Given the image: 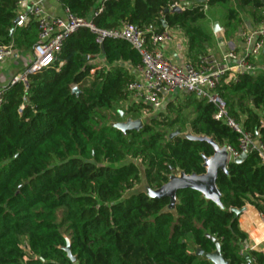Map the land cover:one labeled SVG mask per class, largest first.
Returning a JSON list of instances; mask_svg holds the SVG:
<instances>
[{"label":"trees","instance_id":"trees-1","mask_svg":"<svg viewBox=\"0 0 264 264\" xmlns=\"http://www.w3.org/2000/svg\"><path fill=\"white\" fill-rule=\"evenodd\" d=\"M18 0H0V44L31 53L34 22L14 27ZM102 2L103 8L93 12ZM77 18L98 29L123 22L141 30H180L188 61L196 64L216 46L211 22L224 38L237 35L242 15L264 21V0H59ZM184 4V5H182ZM174 6L181 11L164 12ZM163 18L166 27H162ZM87 57L103 63L93 65ZM96 63V64H97ZM140 56L121 40L96 44L87 28L64 41L56 60L26 81L5 85L0 106V264H211L195 254L219 242L228 264H264V254L240 252L245 234L238 216L191 189L178 190L176 214L163 212L167 198L133 192L143 168L151 188L171 171L204 173L205 141L181 138L183 130L212 137L238 151V134L213 118L215 109L191 95L165 102L162 119L124 133L105 112L127 99ZM28 64V63H27ZM26 64V65H27ZM95 64V65H96ZM76 86L78 92H72ZM228 114L264 145V75L241 73L216 87ZM145 105L136 104L130 111ZM190 107L189 113L183 109ZM167 112V113H166ZM173 112V117L168 113ZM174 130L178 135L169 137ZM218 172L226 209L246 203L264 211V165L256 152ZM208 235V236H207ZM68 239V241L66 240ZM69 244L72 262L64 247Z\"/></svg>","mask_w":264,"mask_h":264},{"label":"built area","instance_id":"built-area-1","mask_svg":"<svg viewBox=\"0 0 264 264\" xmlns=\"http://www.w3.org/2000/svg\"><path fill=\"white\" fill-rule=\"evenodd\" d=\"M53 1L60 5L59 0ZM60 7L59 13L48 14L39 0L17 1V21L14 27L34 22L37 27V43L32 48L28 64L11 78L8 85L17 81L25 82L27 74L40 71L54 62L66 38L80 28H87L94 34L96 44L101 45L106 39L125 41L140 56V63L133 68L134 78L125 86L127 99L124 103L127 106L141 104L157 110L165 102H174L177 97L188 95L205 101L215 109L213 118L238 134V151L227 147L230 160L241 153L256 152L264 165V145L229 116L223 99L216 92V87L223 80L234 78L241 73H257L255 60L264 44V27L240 33L243 42L240 54L230 48L218 58L209 51L200 57L196 64L189 61L177 64L165 55L161 47L170 40L168 30H141L128 22H123L117 28L98 29L90 20L77 18L68 9L62 8L61 5ZM102 8L103 4L100 2L93 15H97ZM15 54L13 44H0V63ZM97 61L87 57L88 64L93 65L91 73L103 66V63ZM74 87L76 86L71 89ZM3 88L4 86L0 87V106ZM262 205L264 208V203ZM260 216L264 221V211L260 212ZM247 249L245 240H242L240 252Z\"/></svg>","mask_w":264,"mask_h":264},{"label":"water","instance_id":"water-1","mask_svg":"<svg viewBox=\"0 0 264 264\" xmlns=\"http://www.w3.org/2000/svg\"><path fill=\"white\" fill-rule=\"evenodd\" d=\"M184 5V4H182ZM181 6H174L170 9H165L164 12H176L181 11ZM162 22V27L165 28L166 24L163 18L159 19ZM16 19L13 21V24L16 23ZM220 30V26L218 22H214L212 25V32L216 33ZM72 92H78L77 87L72 89ZM112 127L121 130L123 133L126 130L135 129L138 130L142 127L140 120H131L127 118L125 122L121 123H111L109 124ZM178 135V131L175 130L169 134V137ZM179 136L181 138L190 139V140H198L205 141L211 147L212 153L209 156H202V166L204 167V173L196 174L190 173L186 174L184 171H171L168 179L165 183H163L159 188H151L147 181L143 171V168L140 170V182L138 186L133 190V192L144 193L150 198H167L168 204L163 208V212H170L173 215L176 214L175 206L178 203V199L176 196V192L178 190L183 189H191L198 192L206 201L213 202L217 207H219L223 211L232 212L235 216H238L243 208L235 209L230 208L226 209L221 203L222 194L216 185V179L218 172H222L225 175H228V164L230 162H234L239 164L243 161L247 154L241 153L238 157L230 160L229 151L227 149L228 145H218L212 137H207L203 135H193L189 130L186 133H180ZM208 236V235H207ZM211 240L215 244V249L211 252L205 253L201 249L197 248L195 250V254L201 256L202 259L208 260L211 264H228V261L224 260L222 254L220 252L219 242L214 238ZM64 251L66 252L67 257L74 262L75 257L71 254L69 244L64 247Z\"/></svg>","mask_w":264,"mask_h":264},{"label":"crops","instance_id":"crops-1","mask_svg":"<svg viewBox=\"0 0 264 264\" xmlns=\"http://www.w3.org/2000/svg\"><path fill=\"white\" fill-rule=\"evenodd\" d=\"M39 1L48 14H57L61 10L60 5L53 0ZM214 22L217 21L211 22V31ZM260 27H264V21L255 22L247 14H243L241 29L234 37L229 39L224 38L223 28L221 26L218 32H212L216 40V46L211 48L210 53H213L218 58H221L222 55L230 48H234L238 54L242 53L243 42L240 33L251 31ZM168 31L171 36L170 40L161 46L165 55L177 64H182L188 61L186 39L184 34L178 29ZM29 55V53H21L17 51L13 57L0 63V87L7 85L15 74H18L25 68L29 61ZM255 61L257 64V74L264 75V44L261 49V53ZM177 101L178 99L176 98V101L174 102L177 103ZM242 208L243 210L238 215L237 222L238 227L245 234L244 240L248 248L247 251H255L264 254V221L260 216V212L249 203H246ZM247 251L242 252V254H246V257H248Z\"/></svg>","mask_w":264,"mask_h":264},{"label":"rangeland","instance_id":"rangeland-1","mask_svg":"<svg viewBox=\"0 0 264 264\" xmlns=\"http://www.w3.org/2000/svg\"><path fill=\"white\" fill-rule=\"evenodd\" d=\"M15 51L17 52L16 49H15ZM164 107H165V105L163 104V106L161 108H159L157 110H153L150 107L145 106L143 108L138 109L137 111H130L131 107L127 106V104H125V103H120V104H117L112 111H107L105 113L108 116V118H107L108 124L125 122L127 118H130L131 120H140V122L143 126L144 124L149 123L152 118H154V119L157 118L159 120L162 119V115L160 114V111ZM190 110H191V108L187 107V108L183 109V113L187 114V113H189ZM168 114H169L170 118L173 117V112L168 113ZM186 131L187 130H183L181 133H186ZM66 240L68 241L67 238H66Z\"/></svg>","mask_w":264,"mask_h":264}]
</instances>
